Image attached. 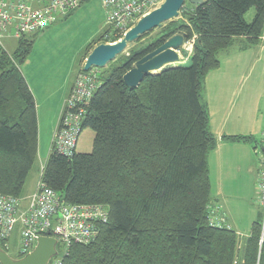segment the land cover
<instances>
[{
    "label": "trees",
    "instance_id": "16d2710c",
    "mask_svg": "<svg viewBox=\"0 0 264 264\" xmlns=\"http://www.w3.org/2000/svg\"><path fill=\"white\" fill-rule=\"evenodd\" d=\"M153 31L129 44L106 78L97 69L98 86L81 123V130L94 132L92 150L81 153L75 146L72 155H62L52 139L41 166L38 181L60 201L107 210L96 238L71 244L61 264H264L261 210L242 244L223 219L213 218L207 156L217 140L203 98L204 78L220 66L219 53L236 37L256 43L262 35L264 0H203L196 6L186 1L153 42L136 46ZM178 32L194 37L190 62L147 73L137 87L127 86L123 75L134 63ZM121 37L106 27L95 41ZM32 43L21 37L12 54L0 44V194L20 198L38 157L36 103L19 69ZM81 72L87 71L81 66ZM222 139L260 144L251 136ZM61 248L57 243L59 253Z\"/></svg>",
    "mask_w": 264,
    "mask_h": 264
},
{
    "label": "built area",
    "instance_id": "2783aa9c",
    "mask_svg": "<svg viewBox=\"0 0 264 264\" xmlns=\"http://www.w3.org/2000/svg\"><path fill=\"white\" fill-rule=\"evenodd\" d=\"M83 1L0 0V43L4 37L19 40L56 23L79 8ZM161 2L163 0H101V5L107 27L123 36L142 16ZM193 42L194 37L191 44ZM97 74V68L78 73L71 86L53 138L54 151L62 155L70 156L75 150L85 113L84 107L98 86ZM260 143L264 151V128L260 134ZM257 202L261 210L263 234L264 162L257 176ZM106 220L107 210L103 205L67 204L60 201L57 194L41 180L27 198L0 194V243L8 250V242L12 234L17 232L18 254L23 256L33 249L39 237L49 236L62 246L60 253L54 257L58 260L56 264H60L71 244L93 241L98 235L99 225Z\"/></svg>",
    "mask_w": 264,
    "mask_h": 264
},
{
    "label": "crops",
    "instance_id": "0c3cea01",
    "mask_svg": "<svg viewBox=\"0 0 264 264\" xmlns=\"http://www.w3.org/2000/svg\"><path fill=\"white\" fill-rule=\"evenodd\" d=\"M88 1H84L82 5ZM5 39L13 38L4 37L2 40ZM2 40L1 46H3ZM186 44H190L189 48H186L187 50L182 48L179 52V60L183 65L190 62L193 49L191 40L184 42L183 46ZM219 59L220 66L210 71L204 78L203 92L210 131L217 140L216 146L207 156L212 213L214 219H223L222 222L235 230L238 236L247 237L248 231L241 232L240 228L244 226L248 216L242 215L241 218L235 220L233 213L238 212L242 207L249 210V197L256 190L258 172L264 162L263 145L231 142L222 139V136H251L255 141H260V134L264 128V31L256 43L248 42L246 37L234 38L232 45L219 53ZM185 61H187L186 64ZM23 76L39 107L40 102L36 98L31 81L25 75ZM68 79H63V85L55 93L57 101L51 98L50 93L43 100L44 104L47 102L51 108L54 107L56 110L49 124L48 134L45 135L39 129L38 157L41 161V157L46 156V162L50 154L52 139L56 131L55 121L60 117L74 80V78L72 81ZM258 155L260 158L257 161L256 156ZM35 188L23 194L22 197L27 198ZM259 213L260 210L257 216Z\"/></svg>",
    "mask_w": 264,
    "mask_h": 264
},
{
    "label": "rangeland",
    "instance_id": "374dc122",
    "mask_svg": "<svg viewBox=\"0 0 264 264\" xmlns=\"http://www.w3.org/2000/svg\"><path fill=\"white\" fill-rule=\"evenodd\" d=\"M253 15L254 9L251 8L244 15L246 22L251 21ZM106 27L107 24L105 23L104 11L101 7V0H89L68 17L61 18L56 23L39 30L34 37H30V35H28L29 39H33V43L29 55L25 61L19 65V69L22 71L23 75H25V77L31 81L36 98L40 102L38 107L35 101L38 133L39 129H41L42 133L44 132L45 135L48 134V127L53 119L54 111L56 110L54 107L51 108L47 102L44 104L43 100L49 93L51 94V98L54 101L58 100L57 96H55V93L63 85V79L70 78L68 81H72L74 78L75 80L78 74V69L81 66L83 67L86 49L88 51L87 47L89 45L91 47L96 46L104 42V40L95 41V39L99 37L101 32ZM159 29L160 28L154 29V31L148 37L142 40V42L137 43L136 46L140 47L149 41L150 43L153 42V39L156 37V35H158ZM2 44L3 49L7 53L12 54L16 49L17 40L14 38L11 40L5 39L2 40ZM133 45L134 43H131L129 47H132ZM189 45L190 44H186L184 48H189ZM91 47L89 52L92 50ZM186 62L187 61L184 63L186 64ZM120 63L121 60L116 61L114 59L110 61L105 67L99 68L102 78H106L111 69L114 66L120 65ZM174 64L180 65L183 63L178 60L174 62ZM155 72H158V70L154 71L153 73ZM63 107L62 111L64 110ZM58 122L59 119H56L54 126L55 130L58 126ZM93 138L94 132L90 128H83L79 135L77 151L81 153H89L92 150ZM259 158V155L256 156L257 161ZM41 159L42 161L39 157H37L35 164L30 170L24 183L23 194L32 191L36 187L41 166L45 164L46 156L41 157ZM256 192L257 187L255 192L253 191L250 194V205H248L249 210H247L245 207H242L238 210V212L233 213L235 220L241 218L242 215L248 216L247 220L245 219L244 226L240 228L241 232H250L251 225L256 219L257 213L260 210L257 202ZM245 238L246 237L239 236L240 244L244 242ZM18 250L19 236L17 237V232H15L12 234L8 242L9 256L12 258H17Z\"/></svg>",
    "mask_w": 264,
    "mask_h": 264
},
{
    "label": "water",
    "instance_id": "95a60500",
    "mask_svg": "<svg viewBox=\"0 0 264 264\" xmlns=\"http://www.w3.org/2000/svg\"><path fill=\"white\" fill-rule=\"evenodd\" d=\"M186 1L195 6L203 2V0H163L159 6L142 16L118 41L100 43L93 47L86 56L82 69L88 71L91 68L105 67L142 34L161 28L163 23L177 18ZM184 42H187L184 32H178L166 38L134 63L132 68L123 75L124 83L129 87H137L145 74L159 71L178 61L179 51L183 48ZM55 254L56 239L43 236L37 239L34 249L21 258H12L0 247V264H48Z\"/></svg>",
    "mask_w": 264,
    "mask_h": 264
},
{
    "label": "bare ground",
    "instance_id": "6f19581e",
    "mask_svg": "<svg viewBox=\"0 0 264 264\" xmlns=\"http://www.w3.org/2000/svg\"><path fill=\"white\" fill-rule=\"evenodd\" d=\"M107 218H108V215H107ZM106 222H107V220H106ZM41 237H43V236H41ZM36 243H37V241H36ZM36 243H35L34 247L36 246ZM34 247H33V249H34ZM33 249H32V250H33ZM32 250H31V251H32ZM31 251H30V252H31ZM57 253H58V250H57V244H56V254L50 258V260H49L48 263H50V264H56V263L58 262L57 259H54V257L57 255ZM26 254H27V253H26ZM60 264H61V263H60Z\"/></svg>",
    "mask_w": 264,
    "mask_h": 264
},
{
    "label": "clouds",
    "instance_id": "9594fccd",
    "mask_svg": "<svg viewBox=\"0 0 264 264\" xmlns=\"http://www.w3.org/2000/svg\"><path fill=\"white\" fill-rule=\"evenodd\" d=\"M148 14V13H147Z\"/></svg>",
    "mask_w": 264,
    "mask_h": 264
}]
</instances>
